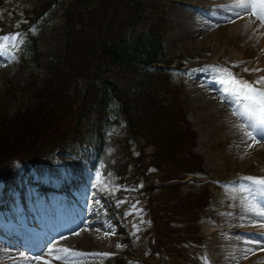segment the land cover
I'll return each mask as SVG.
<instances>
[{
    "label": "rangeland",
    "instance_id": "374dc122",
    "mask_svg": "<svg viewBox=\"0 0 264 264\" xmlns=\"http://www.w3.org/2000/svg\"><path fill=\"white\" fill-rule=\"evenodd\" d=\"M69 1L71 0H61L60 2L47 0L44 3L43 0L44 5H49L50 13L42 14L31 26L36 38L39 64L28 62L33 59L31 47L27 48V54L23 57H26V62L30 66L29 70L35 74L34 78H38L39 81L44 78V66L49 61H53L56 54L60 55L63 52V28L65 26L61 23L58 10H60V3L68 4ZM87 1L89 0H84V3L87 4ZM136 1L143 4V13L140 22L138 21L136 32L140 34L144 30L153 29L158 36L163 35L165 52L171 54L175 60L170 69H174V71L167 75L168 80L171 81L169 86L165 76L161 74L154 80L160 83L162 94L157 93L153 101H147L142 95L140 97L135 93L132 95L130 104H138L137 110L140 113H137L138 118L134 122L137 127L129 126L128 128L121 107L112 99L107 101L106 106L100 112H92L89 103L92 93L86 95L87 82L79 78L73 83L69 92L72 96L74 94L78 96L77 105L69 107L67 105L64 107L65 109L52 114L55 118L54 123L51 124L53 129L44 139H41L40 143H37L31 151V155L28 156L33 157L38 152L59 147L62 144L68 146L69 142H72L68 147L70 148V157L65 158V162L49 157L40 163L26 167L27 173L28 171L30 174L34 173L36 175L34 180L41 181L40 183L60 184L67 191L65 198L80 205V215L76 218V223H73L68 229L66 236L56 240L57 247H68L84 253L111 254L108 257H86L80 261V264H114L113 257L121 256L124 252H127V260L132 261L133 264H144L143 258L149 252L146 234L151 231L152 235L154 231L153 223L150 224L148 219L147 205L149 202L155 204V200L162 204L160 207L155 205L158 212L161 213L163 210L170 212L167 214V218L171 221H167L166 227L174 235L173 239L179 238L180 240L176 241L185 242L184 245L189 250L194 242L195 221L199 213L193 212V218L187 214L180 215L178 220L173 217L175 216L174 211L184 213V208H188L187 197L189 194L198 197V209L200 206L203 209L210 199L215 203L214 206L219 208L218 211L227 212L228 217L221 221V229L224 230L220 229L212 234V240L207 241L208 245L205 246L204 258L207 264H225L228 254L225 250L228 245L222 243L218 245L217 241L235 239L233 234L229 236L227 230L231 226H233L231 229H242L240 226L243 222L238 220H241L240 215L244 209L243 202L238 196L234 195L226 186L222 188L220 186L224 184V180H228L239 169L243 164L242 161L247 159L246 156L249 158L248 161L261 162V158H258L262 151L258 147H253V141L247 144L246 141L243 142L234 137L232 130L241 132L236 123L243 121L230 114L228 108L223 105L231 99L230 95L221 98L211 92L208 93L207 89L202 88L203 78L199 80L198 76L199 74L208 76L206 81L215 77L213 69L207 67V63L219 53L218 63L231 71L233 67H237L236 75H239L238 68L242 67L244 70H241V73L247 72L248 79L255 80L257 72H250V69L245 71L246 63L234 61L229 53V48L235 46L240 53L246 55L247 58L244 56L243 59H246L247 64L252 59L253 49L245 52L244 47L240 45L243 41L242 38L248 34L245 31L247 26H244L247 22L233 24L232 20L235 19L236 14L225 20L224 11L227 9L220 6L218 1L221 0H209L210 6L207 3L208 0H178L179 2L171 5L166 16L163 14V17H161V13L165 8L162 9L155 0H131L129 3L134 2L135 4ZM36 2L27 0V8H31L30 4L35 5ZM23 3L25 0H0V18L10 21L11 17L14 18V10L18 14L23 11L24 8H21ZM98 3L97 0H94L87 6L93 4L98 6ZM184 5L191 7L186 9ZM116 6L121 7L117 10L118 21L114 24V27L119 30V27L122 28L126 25L131 11L129 12L125 0H114L113 18ZM208 6L211 11L219 12L222 22L211 23L210 26L205 25L197 29L195 27L196 12L201 8L207 9ZM155 10L161 15L160 18L154 14ZM41 12L44 13V11ZM241 14L239 13V15ZM45 15L46 17H44ZM197 18L199 19L198 16ZM151 21H157V23L152 26L149 24ZM254 26L260 35L257 36L258 43L262 42L260 38H264V28L260 27L259 22H255ZM220 27L222 30L218 32V35L214 34ZM125 30L127 35L131 32L130 27H126ZM232 31L242 32L241 34L239 32V36L234 38L235 43L228 36ZM18 54L19 50L15 52L13 58H10L11 63L7 65L1 63L0 65V112L4 114H14L29 106L30 95L27 91L29 76L21 66ZM178 64L183 65L178 69ZM106 65L114 68L110 61H107ZM238 77L244 79V75ZM116 79L114 77L119 85L125 86L128 93L132 87L129 79L127 77H120L117 79L118 81ZM98 83L104 90V83L99 80ZM206 87L209 89L207 84ZM134 90L135 87L132 88V92H135ZM66 115L68 116L66 117ZM228 115H232L236 122L231 123ZM79 117H81V122H78ZM87 122L95 125V132L96 130L98 132L95 139H100L105 135L106 140L103 147L98 148L96 141L91 143L89 140L85 141L83 134L90 131ZM46 127L38 129L44 131ZM102 132H104L103 136ZM60 139L63 140L60 141ZM75 143L88 153L89 151L96 153L100 149L101 154L98 155L100 174L98 170L95 172L89 170L91 167L87 168L82 157L80 158L77 154L72 155ZM248 164L249 171L256 169L254 163L248 162ZM262 168L264 169V167H259V169ZM0 173L3 182L13 186L22 184L17 169L15 166L11 168V163L7 164L3 170L1 169ZM202 173H208V178L200 176ZM200 180L206 183L198 188V185L202 184L199 182ZM120 192L125 194V197L117 200L116 197ZM106 195L114 196V204L126 205L127 209H130H125V213L121 215L114 206L111 207L113 204L105 197ZM214 196L217 201H214ZM226 196H229L230 199L229 197L225 198ZM222 205L223 207H221ZM35 210H37L36 207ZM211 212L213 213L214 210ZM253 213L255 214V212ZM253 218L255 220L253 223H247L249 229H254L257 232L263 222H259L257 214ZM40 219L46 220L43 216H40ZM172 219L183 220L187 225L178 229L176 228L177 222ZM212 219H216V217ZM212 219L200 223L201 233L208 232L207 229L210 228ZM144 230L145 232H143ZM106 232L111 234L106 236ZM241 239L243 238L239 237L237 241L239 242ZM252 242L258 241L253 239ZM3 245L5 244L0 238V248ZM125 246L129 247L130 252L127 251L128 248L124 250ZM14 248L17 249V252L20 250L16 245ZM12 253L15 254L13 248L1 249L0 264H4L7 259L11 258L9 255ZM46 253L47 251L43 255L46 256ZM185 253L186 251L183 250L182 256H176L175 261L180 264H194L187 260L183 255ZM46 258L48 257L46 256ZM158 258L160 261V256ZM123 259L125 258H119L117 261L126 264ZM32 262L37 264L31 260ZM18 264H29V262L27 259L19 258ZM53 264H62V262L53 260Z\"/></svg>",
    "mask_w": 264,
    "mask_h": 264
},
{
    "label": "trees",
    "instance_id": "16d2710c",
    "mask_svg": "<svg viewBox=\"0 0 264 264\" xmlns=\"http://www.w3.org/2000/svg\"><path fill=\"white\" fill-rule=\"evenodd\" d=\"M91 1L94 0L87 2ZM129 1L131 0H125L129 12L131 11L130 17L126 25L119 27V30L114 24L118 21L116 13L121 7L114 8L113 18L114 0H97L98 6H87L88 3L85 4L84 0L64 3L63 52L57 56L55 62L48 64L47 75L42 84L31 89L32 101L28 108L18 110L14 114L0 112V167L15 157L27 159L37 143L53 129L51 124L55 118L52 114L65 109L67 105H77L78 96H72L69 92L79 78L90 82L86 95L92 93L89 101L92 112L102 108L106 99L115 98L122 104L129 125L132 128L137 127L134 122L140 112L137 110L138 104H130L132 95H142L150 102L157 93L162 94L160 83L154 80L158 76L149 66L164 64L167 61L163 60V52L159 48L160 41H155L157 37L152 32L142 35L136 32L143 13V4L137 1L130 4ZM126 27L131 28L128 35ZM107 61L117 69L106 68L109 66L106 65ZM106 72L112 76L114 91H106L104 97H98L94 80ZM114 77H127L132 84L130 91L127 93L125 86L119 85ZM134 87L135 92H132ZM78 122H81V117ZM45 126L47 127L44 131L38 129ZM53 149L38 152L35 156L42 157ZM188 206L191 210H185V214L196 209L194 202L188 203Z\"/></svg>",
    "mask_w": 264,
    "mask_h": 264
},
{
    "label": "snow or ice",
    "instance_id": "6c2138e0",
    "mask_svg": "<svg viewBox=\"0 0 264 264\" xmlns=\"http://www.w3.org/2000/svg\"><path fill=\"white\" fill-rule=\"evenodd\" d=\"M234 9H240L250 17H255L260 22V27L264 28V0H236L232 5ZM239 15V12L236 13ZM19 40V33L15 35L0 36V49H6L11 42V47L15 48ZM260 71V69H256ZM222 73L218 78L219 84L223 88L225 95H231L237 107L233 110V115L243 121V127L246 130L245 135L249 140L259 143L264 140V76H261L254 83L239 79L233 73L226 69H217ZM248 71V69H245ZM259 86V87H258ZM260 137V140L257 139ZM250 184H241V191L259 192L264 194V177H243ZM252 211L259 216H264V204L259 207L253 206ZM264 227V223H261ZM111 233L106 232L105 235ZM119 246V245H118ZM24 256L25 253H21ZM110 253H84L68 247H57L52 244L47 249L45 255L36 254L30 259L37 264H53V260L60 261L62 264H80L83 258L91 256L108 257Z\"/></svg>",
    "mask_w": 264,
    "mask_h": 264
},
{
    "label": "bare ground",
    "instance_id": "6f19581e",
    "mask_svg": "<svg viewBox=\"0 0 264 264\" xmlns=\"http://www.w3.org/2000/svg\"><path fill=\"white\" fill-rule=\"evenodd\" d=\"M218 2H220V6L221 7H224L225 9H227V11H224V14L226 16L225 17V20L228 19V17H230V16L232 17L234 15V12H231V7L235 3V1H232V0H221V1H218ZM226 12H228V13L226 14ZM213 21L216 24H219V23L222 22V20H221V18L219 16L218 17H215L213 19ZM243 21L244 22H247L244 26H247L246 30L249 31V34H247L246 37L242 38V40H243L242 43L243 44L240 43V45H242L244 47V51L245 52L247 50L253 49V54H254V57H252V59L248 61V68H250V67H252L254 65H256V67H260L261 66L263 68L264 67V45L259 50H256V48L258 47V39H257V36H260V35H259V33H257L258 31L256 32V30L254 29V26L248 23L246 15H245V19H243ZM208 25H211V23H207L206 24V26H208ZM216 30L217 31L214 34L218 35V32L220 30H222V27L217 28ZM239 32L240 31H236V32L232 31V32H230L228 34V36H230V38H232V40H231L232 42L235 41V39H234L235 37H238L239 36L238 35ZM259 43L261 44L262 42H259ZM242 56L244 57L245 54H243V53H235V52L232 53V57L235 58L236 60H237V58L238 59L242 58ZM257 61H258V63H255ZM224 105L228 108V106L226 104H224ZM228 119H229V121L231 123L236 122V120L234 119V117L232 115H228ZM238 120H240V119H238ZM236 131L237 130H232L234 137L237 140H242L243 142H245V140L247 139V136L246 135H242V132H239V131L236 132ZM262 170H263V175H264V169H262ZM250 211H252V209ZM259 222H263L264 223V216H259ZM258 229L259 230H264V227H261V224H260V227ZM57 235L58 236L62 235V232H60V231L57 232ZM263 237H264V235H263ZM258 247L261 248V246H258Z\"/></svg>",
    "mask_w": 264,
    "mask_h": 264
}]
</instances>
